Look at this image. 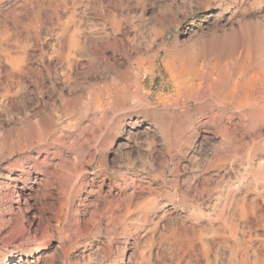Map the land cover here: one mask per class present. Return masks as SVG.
<instances>
[{
	"label": "rangeland",
	"instance_id": "rangeland-1",
	"mask_svg": "<svg viewBox=\"0 0 264 264\" xmlns=\"http://www.w3.org/2000/svg\"><path fill=\"white\" fill-rule=\"evenodd\" d=\"M263 149L264 0H0V264H264Z\"/></svg>",
	"mask_w": 264,
	"mask_h": 264
},
{
	"label": "bare ground",
	"instance_id": "bare-ground-1",
	"mask_svg": "<svg viewBox=\"0 0 264 264\" xmlns=\"http://www.w3.org/2000/svg\"><path fill=\"white\" fill-rule=\"evenodd\" d=\"M207 78H209L207 76ZM210 88L211 90H213L214 88V83L211 82L210 83ZM233 88H236V87H233ZM103 90V91H102ZM100 90V92H97L96 95L97 97L99 98V101L102 99V96H103V93L107 92V95H109V91H108V88L106 87L105 89H102ZM235 90V89H233ZM99 91V90H98ZM230 91V90H229ZM140 92V89H138L136 91L137 94H135V96H139L138 95ZM198 93V92H196ZM134 93H132L133 95ZM212 94V92H211ZM134 96V95H133ZM211 96V95H210ZM197 98H201V95H200V92L199 94H197ZM213 99V98H212ZM103 100H101L102 102ZM116 101V100H115ZM218 101V100H217ZM232 101V100H231ZM114 102V101H113ZM118 102V101H117ZM199 102V101H198ZM224 102V101H223ZM112 103V101H111ZM210 103V102H209ZM220 103V102H219ZM116 104V103H115ZM222 104V103H221ZM214 105V104H213ZM117 106V104L115 105ZM108 117V116H107ZM252 121V120H251ZM35 130H25L22 135L23 137L26 139V146L27 147H33L34 143L35 142H38L40 143L41 141L44 140L45 136H46V132L48 130L47 126L46 125H37L36 128H33ZM227 143H225V147L226 145L228 144V141H226ZM81 146V145H80ZM84 146V145H83ZM83 146L81 147H77L78 148V151H81L83 153ZM224 147V148H225ZM263 148V147H262ZM261 148L259 147V145L256 146V148L253 150V153L252 154H255L257 150H260ZM85 150V148H84ZM238 152V149L235 150ZM264 151V149H263ZM78 153V152H77ZM225 157V156H224ZM222 157L220 158L219 160L222 161L224 160L225 158ZM234 157V156H233ZM93 161V160H89V163ZM63 175L61 180H62V184L64 185V190H63V194L65 193L66 197L69 198V194H70V190L69 188L70 187V183L71 181L73 180V177L76 175L77 178L76 179H80V174L79 172L81 170H79V166L77 164V161H71V160H65V162H63ZM234 169V168H233ZM245 171V170H244ZM246 171H247V168H246ZM253 176V179H251L250 182L246 181L247 179H249V176ZM82 176V175H81ZM248 176V177H246ZM243 178V180H242ZM241 178V181L239 182V184H237L236 186L231 187L228 186L227 190H226V193L224 192V189L221 187V184L219 183H213V185H205L203 186L202 188L200 187H197V188H194V187H190L188 188L190 191L191 190H196L195 192L197 193V199H196V202L192 201L191 198L189 197V192H187L186 194L188 195H185L183 197H179V198H176L175 196L179 193L178 190H176L175 192H173V194H171L172 196H174L172 199H173V202L176 206L178 205H182L184 206V208L186 209H189V208H199L202 203L205 204V202H212L213 200L215 199H219L222 195L224 196V205H228V202L233 198L232 195L234 192L236 191H239L241 190L242 186L244 185V183L248 184V183H254L253 181L255 182H258L260 179V177H256L255 174H245L244 177ZM82 181L81 179L78 181L80 182ZM215 181V180H214ZM76 182V181H74ZM244 182V183H243ZM78 185H81V182L78 184ZM82 185H83V181H82ZM189 190H186V191H189ZM160 192V191H159ZM164 192L166 193L165 191H161L160 194ZM193 193V192H192ZM215 194H218V195H215ZM139 195V194H138ZM167 195V194H166ZM179 195V194H178ZM182 195V194H181ZM180 195V196H181ZM160 196L157 194V196L155 197V202L156 204L158 203V198ZM168 197V196H167ZM196 197V196H195ZM66 199V198H65ZM115 200V199H113ZM112 200V201H113ZM128 200V199H127ZM240 201V200H239ZM233 202V201H232ZM69 203V202H68ZM118 203V202H117ZM250 203V202H249ZM231 204V203H230ZM229 204V205H230ZM66 206V202L62 203L61 204V208L63 210V208H65ZM112 215L109 217L108 219V222L111 223L113 225V228L109 229L108 230V243H109V249H110V252L112 253L114 248H115V244L119 242V236L121 233H124L125 235H129V232H130V229L131 228H136L137 227V223H134V222H131L132 221V217H133V214H132V210L130 209V207H127L126 210L123 212V213H119V204H117V208H116V205L112 204ZM200 209V208H199ZM198 209V210H199ZM110 211V210H109ZM235 211V210H234ZM146 212V211H145ZM63 213V211H61V214ZM68 214V213H67ZM143 216H145L144 219H147L148 217V214L147 213H142ZM70 216V214H69ZM142 217V216H141ZM108 223V224H109ZM157 226V225H156ZM156 229V227H155ZM108 249V250H109ZM37 252V251H36Z\"/></svg>",
	"mask_w": 264,
	"mask_h": 264
}]
</instances>
